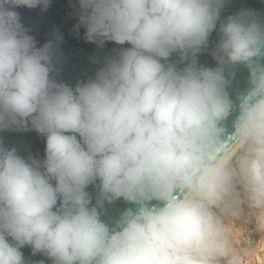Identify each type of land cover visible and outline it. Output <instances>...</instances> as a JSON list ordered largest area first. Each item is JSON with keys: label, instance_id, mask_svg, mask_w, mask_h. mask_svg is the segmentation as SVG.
Masks as SVG:
<instances>
[{"label": "clouds", "instance_id": "obj_1", "mask_svg": "<svg viewBox=\"0 0 264 264\" xmlns=\"http://www.w3.org/2000/svg\"><path fill=\"white\" fill-rule=\"evenodd\" d=\"M224 2L78 0L86 41L131 47L71 88L15 10L50 0H0V130L46 137L43 161L0 145V264L24 246L52 264H264V21H220ZM120 198L135 207L110 226L99 209Z\"/></svg>", "mask_w": 264, "mask_h": 264}, {"label": "water", "instance_id": "obj_2", "mask_svg": "<svg viewBox=\"0 0 264 264\" xmlns=\"http://www.w3.org/2000/svg\"><path fill=\"white\" fill-rule=\"evenodd\" d=\"M15 10L20 15L21 24L29 29L28 34L34 37L38 48L45 43H53L54 71L50 75L56 82L64 83L71 88H75L78 83H86L95 79L96 73L104 67L109 59L118 58L121 49L131 47L127 43L118 45L113 41H105L103 45L86 41V28L79 24L78 0H50V5L46 10H42L40 7L29 9L23 6L17 7ZM242 10H247L264 21V0H225L220 13V21ZM220 21L217 22V30H214L209 36L208 47L197 54L198 64L201 66L210 68L217 66L212 52L219 41ZM169 62L176 63L179 68L185 67L187 63L180 62L179 56L175 53L169 58ZM248 77V69L243 65L237 66L232 83L227 88L234 101L236 95L248 87ZM234 116L235 114L224 122L226 134H230L232 130ZM0 145L9 150L15 148L17 154L25 160H28L29 157L38 161L45 159L46 137L32 129L30 125L27 130H17L14 127L0 130ZM98 184L97 180L94 185H89L86 188L92 197L90 206L96 205L99 189L95 185ZM57 205H59V201ZM130 207L134 208L135 206L125 202L123 198L111 204L105 202L103 208L99 209L101 219L110 226H114L121 213ZM21 252L25 264H39L40 261H43V264H52L51 259L42 253L33 255L30 246H24Z\"/></svg>", "mask_w": 264, "mask_h": 264}]
</instances>
